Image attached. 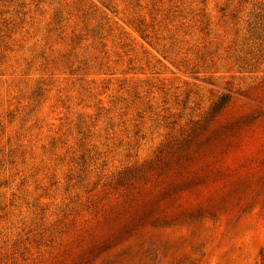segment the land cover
<instances>
[{
    "label": "rangeland",
    "instance_id": "rangeland-1",
    "mask_svg": "<svg viewBox=\"0 0 264 264\" xmlns=\"http://www.w3.org/2000/svg\"><path fill=\"white\" fill-rule=\"evenodd\" d=\"M0 264H264V0H0Z\"/></svg>",
    "mask_w": 264,
    "mask_h": 264
}]
</instances>
